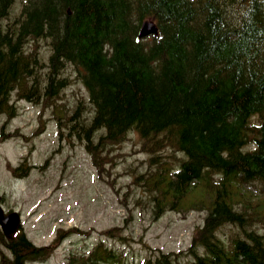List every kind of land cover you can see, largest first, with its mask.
<instances>
[{"label": "trees", "instance_id": "16d2710c", "mask_svg": "<svg viewBox=\"0 0 264 264\" xmlns=\"http://www.w3.org/2000/svg\"><path fill=\"white\" fill-rule=\"evenodd\" d=\"M15 2L0 0V112L14 114V92L52 101L73 65L93 105L84 132L98 174L108 145L135 130L153 168L134 183L151 195L154 218L206 212L190 264H264L256 225L264 224V0H23L12 18ZM147 20L158 34L141 38ZM39 39L50 46L44 62L31 43ZM99 131L97 142L89 138ZM169 148L183 155H163ZM73 234L90 233L59 229L37 246L22 228L11 237L0 228V264L45 261ZM73 256L76 264H124L101 243ZM181 259L161 251L142 264Z\"/></svg>", "mask_w": 264, "mask_h": 264}, {"label": "rangeland", "instance_id": "374dc122", "mask_svg": "<svg viewBox=\"0 0 264 264\" xmlns=\"http://www.w3.org/2000/svg\"><path fill=\"white\" fill-rule=\"evenodd\" d=\"M22 1L16 0L10 17L20 11ZM31 43L41 62L47 60L48 41ZM61 77L67 86L52 101H29L14 92V114L0 112L2 206L6 212L20 213L22 230L37 246L50 245L59 229L90 234H73L45 261L29 264H76L73 255L88 254L100 243L124 264H142L161 251L179 253L182 264H190L187 251L206 212L168 209L154 218L151 195L134 183L136 175L153 168L135 130L122 143L108 145L100 176L84 132L94 115L88 90L73 65L68 64ZM100 134L91 132L89 138L97 142ZM172 153L183 155L170 148L162 152ZM22 164L28 166L26 174L18 171ZM256 225L264 232V224ZM113 228H121L124 238L104 233ZM229 232L223 228L219 235L227 238Z\"/></svg>", "mask_w": 264, "mask_h": 264}, {"label": "water", "instance_id": "95a60500", "mask_svg": "<svg viewBox=\"0 0 264 264\" xmlns=\"http://www.w3.org/2000/svg\"><path fill=\"white\" fill-rule=\"evenodd\" d=\"M158 34V27L153 20L144 21L140 29V37L145 38ZM0 195V227L7 237H11L21 226V217L18 212L7 213L1 205Z\"/></svg>", "mask_w": 264, "mask_h": 264}]
</instances>
